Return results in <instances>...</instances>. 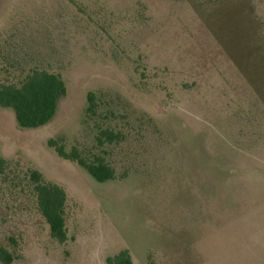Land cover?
<instances>
[{
  "label": "rangeland",
  "instance_id": "obj_1",
  "mask_svg": "<svg viewBox=\"0 0 264 264\" xmlns=\"http://www.w3.org/2000/svg\"><path fill=\"white\" fill-rule=\"evenodd\" d=\"M35 67L67 92L39 128L0 108L9 264H264V0H0V79ZM88 92L122 133L104 183L48 145L97 152ZM31 170L67 194L63 243Z\"/></svg>",
  "mask_w": 264,
  "mask_h": 264
},
{
  "label": "trees",
  "instance_id": "obj_2",
  "mask_svg": "<svg viewBox=\"0 0 264 264\" xmlns=\"http://www.w3.org/2000/svg\"><path fill=\"white\" fill-rule=\"evenodd\" d=\"M0 79V108L11 109L14 120L20 129H34L47 125L55 116L59 100L66 95V84L62 77L39 68H29L25 72L10 73L4 70ZM96 97L92 92L86 96L87 106L82 124L93 133V148L97 151L81 150L76 145L67 151L63 139L48 140L57 155L76 163L98 183L118 178L114 166L104 156L105 147L120 143L122 133L113 126L100 123ZM8 166V161L0 156V173ZM124 175V173H123ZM121 177V176H119ZM28 188L35 205L48 225L50 236L59 243L66 240V205L65 190L43 178L37 170L29 171ZM13 257L0 248V261L11 263ZM109 264H133L127 249L119 251L107 259Z\"/></svg>",
  "mask_w": 264,
  "mask_h": 264
}]
</instances>
